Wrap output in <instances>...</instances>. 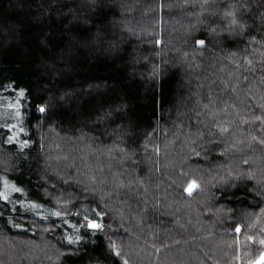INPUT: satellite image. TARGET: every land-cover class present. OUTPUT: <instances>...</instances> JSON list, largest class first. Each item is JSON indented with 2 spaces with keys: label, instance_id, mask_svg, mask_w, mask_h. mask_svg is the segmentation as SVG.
<instances>
[{
  "label": "trees",
  "instance_id": "obj_1",
  "mask_svg": "<svg viewBox=\"0 0 264 264\" xmlns=\"http://www.w3.org/2000/svg\"><path fill=\"white\" fill-rule=\"evenodd\" d=\"M0 192V264H256L264 0H0Z\"/></svg>",
  "mask_w": 264,
  "mask_h": 264
},
{
  "label": "snow or ice",
  "instance_id": "obj_2",
  "mask_svg": "<svg viewBox=\"0 0 264 264\" xmlns=\"http://www.w3.org/2000/svg\"><path fill=\"white\" fill-rule=\"evenodd\" d=\"M226 15L228 16H233L234 14L233 13H226ZM230 24L231 25H234L236 27H241V24L238 23V21L233 18L231 21H230ZM198 43L203 47L204 46V41L203 40H200L198 41ZM18 96L21 98V100L24 98L25 96V93L23 90H19L18 91ZM19 104H20V100L17 101V103L15 105H10V107L12 108H16V115L17 116H20V111H19ZM39 111L41 113H44L46 111L45 107H40ZM15 127V126H13ZM226 131V130H225ZM11 139V137H10ZM23 146V145H22ZM197 185L195 183V181H193L192 183H190L188 185V188L186 189V191L188 192L189 195L192 194V192L196 189ZM13 191L15 192H20L21 189L20 188H17V187H13L12 189ZM0 199H3L5 202L8 201V196L5 195L4 193L0 192ZM31 207L35 208L37 207V205L33 204L31 205ZM53 215L57 216V217H61L62 214L61 212H55L53 213ZM97 215H100L102 216L103 214L102 213H98ZM85 221H86V224L84 225H81V227H86L88 229H91L93 232H97V231H103V228H104V225L103 223L101 222H97L96 220L94 219H89L88 217H85ZM73 227H76V226H73ZM261 232H264V228L260 229ZM235 232L236 233H240L241 232V228L238 226L235 228ZM247 240L251 243H259L260 245H264V239H259L258 241L256 240V238L252 235H249L247 237ZM71 242V240H70ZM113 249H114V252L117 256L120 255V252L119 251H115V246L113 245ZM124 264H127V261L124 262ZM256 264H264V253H261V256H260V259L256 262Z\"/></svg>",
  "mask_w": 264,
  "mask_h": 264
},
{
  "label": "rangeland",
  "instance_id": "obj_3",
  "mask_svg": "<svg viewBox=\"0 0 264 264\" xmlns=\"http://www.w3.org/2000/svg\"><path fill=\"white\" fill-rule=\"evenodd\" d=\"M52 151H55V149L52 148ZM57 154H60V152H58ZM58 158H60L61 160H65L66 157L64 156H59ZM55 161H58V159H55ZM4 244L6 243V241L3 242ZM26 246V247H25ZM24 249H25V252H34L35 251V247L29 245V244H26L24 245Z\"/></svg>",
  "mask_w": 264,
  "mask_h": 264
}]
</instances>
